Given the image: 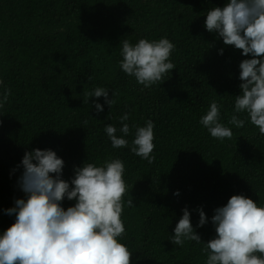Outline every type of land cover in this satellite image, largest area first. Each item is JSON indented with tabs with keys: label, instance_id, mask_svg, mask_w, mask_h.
<instances>
[{
	"label": "trees",
	"instance_id": "16d2710c",
	"mask_svg": "<svg viewBox=\"0 0 264 264\" xmlns=\"http://www.w3.org/2000/svg\"><path fill=\"white\" fill-rule=\"evenodd\" d=\"M226 3L0 0V94L11 90L0 108V235L15 222L6 210L17 198L26 199L18 185L21 161L36 148L52 149L64 160L62 179L69 182L84 163H124L125 235L118 240L132 252L131 264H206L203 243L170 241L185 207L206 243L216 236L214 210L232 195L264 206V135L246 112H234L239 65L252 57L205 27L207 12ZM142 38H167L175 45L169 60L176 68L148 88L120 67L122 42L135 45ZM97 87L108 89L111 108L103 96L88 99ZM212 101L231 139L214 138L199 123ZM96 102L103 111L97 112ZM124 113L129 118L121 122ZM233 114L245 121L243 127L228 123ZM148 120L154 123L151 164L130 150L136 127ZM122 123L131 129L129 147L113 148L105 126L123 136ZM75 202L65 198L62 206ZM201 207L208 222L197 227Z\"/></svg>",
	"mask_w": 264,
	"mask_h": 264
},
{
	"label": "clouds",
	"instance_id": "9594fccd",
	"mask_svg": "<svg viewBox=\"0 0 264 264\" xmlns=\"http://www.w3.org/2000/svg\"><path fill=\"white\" fill-rule=\"evenodd\" d=\"M205 27L218 33L225 45L242 50V55L251 54L252 58L242 60L239 65L241 93L235 96L234 112H246L250 122L264 135V0H227L224 7L207 12ZM174 49V43L167 38L153 41L142 38L135 45L125 39L120 67L148 88L165 80L166 74L176 68L169 60ZM10 94L8 88L0 94V108ZM86 95L88 99L103 96L110 108L114 104L104 87ZM95 108L97 112L103 111L98 102ZM220 115V106L212 101L199 123L212 137L231 139L233 132L220 122ZM128 118L129 114L124 113L120 120ZM228 123L241 128L245 121L233 114ZM153 129L151 120L136 127L130 148L149 164L155 159L151 155L155 148ZM117 131L112 124L105 126L111 146L129 147L125 137L131 131L130 126L122 123L119 131L123 136H118ZM64 164L52 149L25 152L18 185L26 199L17 198L14 206L6 210L8 215H15V222L0 235V264H131L132 252L118 240L125 235L121 219L128 191L123 179L124 163L120 159L105 161L102 166L84 163L74 168L70 182L62 179ZM174 195H179V190ZM65 198L76 202L65 209L62 206ZM127 205L134 206L133 199H128ZM197 210V227H201L208 218L202 207ZM182 211L170 240L174 245L183 246L186 241L203 243L206 264H264V206L242 194L232 195L226 205L214 210L211 222L216 236L206 243L194 230L188 208Z\"/></svg>",
	"mask_w": 264,
	"mask_h": 264
}]
</instances>
